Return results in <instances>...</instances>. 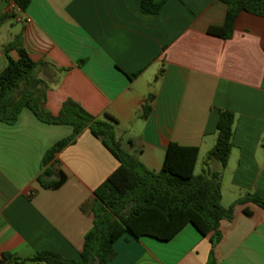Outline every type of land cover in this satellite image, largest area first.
<instances>
[{
    "label": "crops",
    "instance_id": "0c3cea01",
    "mask_svg": "<svg viewBox=\"0 0 264 264\" xmlns=\"http://www.w3.org/2000/svg\"><path fill=\"white\" fill-rule=\"evenodd\" d=\"M226 15L218 0H165L158 15L142 13L141 0H31L26 11L0 0V74L20 59L19 48L47 63L38 72L47 87L45 111L58 117L66 103L80 105L111 123L122 148L155 173L171 143L199 148L196 175L220 172L208 156L220 112L231 111L222 204L229 208L248 194L264 200V17L244 12L231 38L210 35ZM73 131L29 109L14 125L0 122V254L9 257L3 264L40 252L81 260L95 190L119 162L86 129L44 167L47 152ZM46 170V182L64 177L62 186L44 187L38 178ZM114 249L109 264H207L213 249L217 264H264V210L237 205L215 247L188 224L170 241L125 234Z\"/></svg>",
    "mask_w": 264,
    "mask_h": 264
},
{
    "label": "trees",
    "instance_id": "16d2710c",
    "mask_svg": "<svg viewBox=\"0 0 264 264\" xmlns=\"http://www.w3.org/2000/svg\"><path fill=\"white\" fill-rule=\"evenodd\" d=\"M22 11H26L31 0H13ZM227 5L226 20L221 26H211L210 35L229 39L242 13L264 17V0H218ZM165 0H141V11L147 15H158ZM17 47V43L10 45ZM19 60L10 59L7 68L0 74V122L7 125L17 123L24 109L31 110L42 122L54 125H71L73 134L54 145L44 158L46 167L55 156L86 130L102 141L118 160V169L95 190L92 205L93 227L86 234L81 260H64L55 253L40 252L33 258L17 260L42 264H109L115 257L114 244L125 234L134 239L151 237L159 241L172 240L185 226L193 225L203 237H210L213 246L221 240V226L231 221L237 205L253 203L264 210V200L256 194L238 199L229 208L222 204V172L227 167L233 148L235 115L221 111L217 123L218 138L209 161L220 165V172L196 175L199 157L198 147H185L171 143L166 152L163 168L159 173L148 170L140 160L125 151L116 137L114 126L91 116L80 105L66 103L58 117L45 111L46 83L38 72L47 64L33 61L23 49H18ZM140 75L136 73L131 78ZM150 96L143 107L144 117L150 111ZM52 172L46 170L38 178L46 188L62 186L64 177L58 182L48 183L45 178ZM246 214L251 215L248 211ZM4 259H9L5 257ZM207 264H217L214 249Z\"/></svg>",
    "mask_w": 264,
    "mask_h": 264
},
{
    "label": "built area",
    "instance_id": "2783aa9c",
    "mask_svg": "<svg viewBox=\"0 0 264 264\" xmlns=\"http://www.w3.org/2000/svg\"><path fill=\"white\" fill-rule=\"evenodd\" d=\"M5 261L4 256L0 254V264H3Z\"/></svg>",
    "mask_w": 264,
    "mask_h": 264
}]
</instances>
